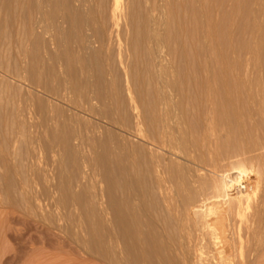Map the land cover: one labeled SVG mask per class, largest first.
Segmentation results:
<instances>
[{
    "label": "bare ground",
    "instance_id": "obj_1",
    "mask_svg": "<svg viewBox=\"0 0 264 264\" xmlns=\"http://www.w3.org/2000/svg\"><path fill=\"white\" fill-rule=\"evenodd\" d=\"M14 1L6 0L8 5L4 3L3 8L8 6V10H11ZM241 1L18 0L23 38L20 39L22 46L15 43L12 48L17 47L19 50L20 61L12 71L8 69L7 74L9 78L25 83L28 88H24V95L18 101L19 106L14 107L12 113L23 123L25 116L30 115L33 104H36V108L45 113L42 125L50 130V134L54 136L58 129H64L67 136L71 137L70 140L75 142L73 154L82 157V162L84 160L80 175L84 176L93 167L90 162L92 156L91 159L86 156V149H92L97 161L106 159L105 163H99L104 172L107 169L105 164L109 162L107 159L122 163L121 175L126 178L131 175L133 178L132 184L127 186L131 197L122 196L118 201L119 220L122 221L124 216L129 219L125 232L130 230L128 234L131 240L139 247L143 216L150 221L149 228L156 217L177 222L176 228L181 234H178L179 240L170 247V252L181 264H230L234 261L232 256L233 260L229 259L231 248L241 250L242 240L245 239L242 237L255 229L259 214L253 209L248 218L239 217L242 211L250 207L261 178L260 167L264 165L256 131L250 127L252 120H255L252 114L249 116L250 105L247 108L248 102L253 101L251 90L245 88L242 80H230L227 77L228 69L227 76H222L224 73L218 74V68H224V65L223 68L219 67L225 62L222 53L232 47V34L241 25L240 21L237 23V18L235 21L233 16L225 15L222 7L227 5L235 11L242 4ZM145 8L147 11L143 14ZM14 17L18 18V15ZM238 30L237 36L243 32ZM140 36L143 37L140 39ZM6 42L8 40L4 44L0 42V63L8 53L10 44ZM244 42L243 49L248 47ZM25 43L31 44L29 46L33 51H27ZM140 43L145 45L144 54L149 56V62L147 57L142 59L147 60L152 69V86L162 90L148 96L142 95L140 90V87L148 83L139 84V87L137 76L134 77L137 74L136 67L141 65L138 61ZM200 45L204 49V58L198 53L202 47ZM239 49H242L241 45ZM144 65L142 70L146 68ZM141 68L139 72L138 68L136 71L144 74L140 72ZM117 70L119 72L116 73ZM118 73L121 80L115 75ZM115 78L120 80V88L115 84L118 80ZM9 80L0 73V110L7 104V93L4 92L11 86ZM29 88L37 93L31 92ZM102 90L110 92V97L104 98ZM118 94H122V98ZM8 95L11 96L10 92ZM15 95L19 96V91ZM117 97L122 99V102L119 99L121 103L117 102ZM51 100L64 103L67 107H55L56 104H52ZM111 103L115 106L114 111H127L130 115V130L118 134L116 139L108 129L84 118V115L104 117L105 108L110 107L108 105ZM114 118L115 115H112L108 122L116 120ZM57 137L53 138H61ZM96 147L101 150L98 151ZM143 148L148 160L145 164L149 162L144 167L150 176L146 185L142 184L141 159L138 161L141 157L137 156L140 152L142 155ZM221 160L225 161L227 167L223 172L217 170ZM179 166L184 169L180 174L177 173ZM108 175H105L103 181L112 188L113 180ZM241 175L244 178L243 184L240 183ZM176 178L180 180L178 183ZM143 185L144 189L141 188ZM151 199H154L153 203ZM235 217L239 218L235 221Z\"/></svg>",
    "mask_w": 264,
    "mask_h": 264
},
{
    "label": "rangeland",
    "instance_id": "obj_2",
    "mask_svg": "<svg viewBox=\"0 0 264 264\" xmlns=\"http://www.w3.org/2000/svg\"><path fill=\"white\" fill-rule=\"evenodd\" d=\"M14 2L16 4H13L14 8L12 7L11 10H8V6H4L3 8L6 0H0V7H2L0 10V16L3 19L0 21V33H3L0 36V40H2L0 42H3L4 44V42L8 40V43L6 42L5 44H10L8 47L9 49L7 48L8 53L6 52L8 56H4L0 63V73L5 78H7V80L10 79L8 84L11 85L8 87L9 90L7 88L4 92L5 94L7 93L6 99H11V101L9 100L10 102H8V100H6V107L3 105V110H0V264H181L178 260L172 257V251L170 252V247L175 244L177 240H179L177 239L180 237L178 234H181L180 231H177V222L167 220L165 217H156L154 218L155 221L151 222L153 223L151 224L152 227L149 228L148 223L150 221L146 216H143L141 224V242L139 247L137 243L135 244V242L131 240V236L128 234L130 230L128 229V231L125 232L127 228L126 225H129V219L127 216H124L122 221L119 220L117 214V211H119L118 201L119 197L122 196L131 197V191L127 189V186L132 184L133 178L131 175L127 176L128 178L121 175L120 167H122V163L118 164V162H115L114 160L111 161L110 159H107L109 162H106L105 165L108 166L109 164L110 167L106 166L107 169L104 172L102 167H100L102 165L99 163L101 162L102 164V161L105 163L106 159H101L99 162V159L98 161L97 159H94V152H92V149H86V156L88 158L92 156L93 161L91 160L90 162L92 164L91 166L93 167H91L92 169L88 171L89 174L87 172V174L84 176L80 175V171L83 169L82 166L85 164L84 160L82 162V157L80 158L79 155L76 156L73 154V146L75 142L70 140L71 137L67 136V133L64 132V129H58V132L55 133L57 135L54 134L53 136V134H50V130L45 129L42 125V123L44 124L45 113L43 110L36 108V104V106L33 104L31 107L29 111L30 115L28 114V117L25 116V123H22L19 117H15L16 115L12 113L11 110H13L14 107L19 106L18 101L20 100L22 94L24 95L25 89L28 88L25 83L13 80L9 78L7 74L9 71H12L14 67H16L15 65L19 63L18 61H20L18 52L19 50L17 47H12L15 46V43H18V45L20 44V46H22V40L20 39L23 38L22 27L19 22L20 11L18 8V0H15ZM241 3L242 4L237 7L235 11L231 10V8H229L227 5L222 7L225 15L233 16L235 21L237 18V23L240 21L239 23L241 25H239V30L241 29L240 32L242 30L243 32L240 33L241 35L237 36V29L232 34V47L234 46L233 48L234 50L236 49V51L233 52V48L228 47L226 49L227 51L224 49L227 52L226 54L223 50L224 53L222 54L225 56V62L219 67L224 65L225 69L223 67L222 68L225 71L223 72V70L218 68L220 72L218 74L221 75L224 73L222 76H225L226 70L228 69L231 77L228 72V76H226L229 77L230 80H242V82L244 81L243 84L245 88L251 90L253 101L248 102L247 108L249 109V107H251V113L249 110L248 113L250 117L253 115L252 119L255 118V120H252L253 123H251L250 127L256 131V140L258 141L257 145L260 149H262V159H264V107H262L264 106V65H262L264 64V40H262V38H264V0H242ZM5 8L7 9L5 10ZM144 11L143 14L146 13V8ZM17 15L18 18H15L14 16ZM82 33H84V30ZM198 35L200 34L198 33ZM142 37L140 36V39ZM236 38L238 41L235 40ZM243 41H245L244 43L246 46H248L244 47V49L242 46ZM235 43H237V46H235ZM25 45L26 48H28L27 51H30L29 49L33 51L29 46L31 44L25 43ZM239 45H241L242 49H239ZM144 46L145 45H142L141 43L139 45V53L140 51L141 53L138 55V61H140L139 63H141V65L137 61L136 65H139L135 69L137 74L134 72V77L136 78L137 76L136 80L138 85H145L148 83L145 85V87H143L144 85H141L143 88H141L139 85L140 90L142 89V95L148 96L153 92L158 93L162 90L157 86L154 89L152 86L151 77H153V74L150 72L152 71L151 67L149 68V56L147 53L144 54V52H146L144 51ZM201 46L202 45L199 47ZM202 48L203 46L201 49L199 48L198 53H200L199 56L201 58H204L202 55L204 53V49ZM245 51L248 52L245 54ZM241 54L243 55L241 56ZM237 55H239V58L236 57ZM226 56L229 57L226 59ZM247 56L249 57L247 58ZM145 57H147L148 62H146L147 60L143 61ZM240 57H243L242 61L244 63L241 61ZM4 61L7 62L5 63ZM144 62L148 64V67ZM238 62L242 63L240 64ZM5 64L7 65L4 67ZM234 64H236V66H233ZM142 65L146 66L147 69L144 67L142 70ZM238 67L241 68L239 69ZM137 68L138 72L139 68H141L140 72L143 71L142 73L144 74L138 73L136 71ZM2 70L4 71L2 72ZM117 72L119 71L117 70L116 73ZM148 72L152 75H150ZM5 74H7V76ZM145 74H147V76ZM115 75H117L120 80L122 79L119 77V73ZM115 75L114 77H116ZM138 77L141 78H139L141 81L138 80ZM118 78H115V80ZM119 79L117 80L119 82L117 83V81H115V84L120 88L121 82ZM247 81H251L252 83H248ZM253 83H255V85ZM15 86L17 88L19 87V90L17 88L14 90ZM118 87L117 89H119ZM29 89L31 92L37 93V91L34 89ZM148 89L152 90L149 91ZM11 90L15 92L13 93ZM22 90H24L23 93ZM143 90H145V92H143ZM16 91H19V96L15 95ZM8 92H10L11 96L8 95ZM102 92L101 95L104 98L107 99L108 96L110 97V92L107 93L105 90L103 93ZM12 93L14 95H12ZM119 95L122 98V94H118V96ZM12 96H14L15 99L14 97L12 98ZM120 97H117L118 103L122 102ZM119 99H121V102ZM51 102L54 105L56 104L55 107H58V105L59 107L63 108L67 107L66 104L56 100H51ZM248 105L250 106L248 107ZM108 106H110L108 107L110 111L108 108H105V112L107 114L104 113V117H99L96 115H84V118L88 119L89 122H97L103 128L108 129L116 139L119 137V135L128 133L130 130V115L127 111H124L127 113V115H124L125 113H122L123 111H114L116 109L113 103L109 104ZM112 107L114 109H112ZM34 109L36 110L34 111ZM257 110H261L259 111L260 113ZM54 112L56 113L55 110ZM116 113L118 116H116ZM55 115L56 114H54V116ZM109 115H115L116 120L108 122V120H111V116L109 118ZM123 122L126 123L124 124ZM120 124H122V127ZM13 131L14 133L12 134L11 132ZM57 136H61V138L59 137V140L54 139ZM64 138H68V141H65ZM11 139L13 144L10 143ZM110 144L113 146V143ZM96 148L98 151L101 150L100 147ZM141 151H143L142 155L141 152L139 155H137L138 157H141L138 159V161L141 159L139 162L141 170L140 175L144 181L142 184H147L149 183L150 176L148 175L149 173H146L147 169L145 168L149 162L145 164V162L148 161L145 157L147 156L145 155L147 154L145 148H143ZM142 158L145 161L143 160L144 162L141 164ZM124 163L128 164V162ZM218 167L217 170H220V172H223V170L227 169L224 160L220 161ZM84 168L86 169V167ZM262 168H264V165L260 167L261 178L258 182L256 192L250 202V207H248L249 209L247 208L246 210L242 211V215L239 216L242 218H248L252 210L256 209L259 214L255 222L256 224L254 225L255 229H252L248 233L250 237H247L249 236L248 234L242 237V239H245L242 240V246L244 247L241 246V250H239L237 247L231 248L233 252L230 250L231 252L229 254V259H231L230 261L234 259V261L230 262V264H264V258H262L264 257V169ZM183 170L184 169L179 166L177 173L180 174V172ZM105 175H108L112 178L111 180H113L114 184L112 188H109L107 184H105V180L103 181V179L106 178ZM242 176L243 175H241L240 180V183L242 182L241 184L244 182L242 181L244 180ZM177 180L178 183L180 180ZM145 185H143L141 188L144 189ZM153 200L154 199H151L150 202L153 203ZM101 216L102 219L100 221L99 219ZM232 216L234 215L232 214ZM239 217H235L234 220L236 221V219ZM257 220L259 221L257 222ZM162 222L164 223L162 224ZM123 227H125V229ZM151 233L152 235H150ZM163 233L165 234L162 235ZM107 241L110 245L107 243ZM163 247L164 249H162ZM259 255L261 256V259ZM238 258H240V260ZM242 258H244L245 263L243 262Z\"/></svg>",
    "mask_w": 264,
    "mask_h": 264
}]
</instances>
